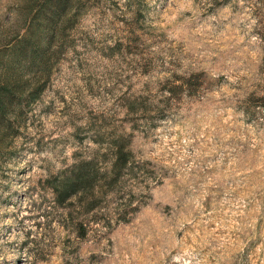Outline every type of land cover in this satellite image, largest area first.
<instances>
[{
    "label": "clouds",
    "instance_id": "1",
    "mask_svg": "<svg viewBox=\"0 0 264 264\" xmlns=\"http://www.w3.org/2000/svg\"><path fill=\"white\" fill-rule=\"evenodd\" d=\"M20 3L0 193L42 214L0 206V264H264V0ZM253 125L258 146L219 135Z\"/></svg>",
    "mask_w": 264,
    "mask_h": 264
},
{
    "label": "rangeland",
    "instance_id": "2",
    "mask_svg": "<svg viewBox=\"0 0 264 264\" xmlns=\"http://www.w3.org/2000/svg\"><path fill=\"white\" fill-rule=\"evenodd\" d=\"M19 3L20 0H0V26L4 25V23L9 20V17L12 14L13 10L18 9ZM185 15H191V12L185 10ZM229 43H230L229 40H223V39L221 40V45H225ZM238 54L241 55L242 58V56L246 53L243 54L238 53ZM25 119H26L25 113L22 112V121ZM248 123L250 122L245 121V125H247ZM257 133H258V129L256 128L255 125H253L251 128L240 129L239 132L237 131L236 126H222L219 135L223 138L225 144H228L235 135L239 134L240 136H242V140L238 142L247 143L248 145L256 144L258 146L260 138ZM19 135H21L20 130L17 133V136ZM213 138L215 139V137ZM226 150L227 149H221V151H226ZM21 151H23V145H21L20 148H12V152L10 153L8 152V155L10 157H16L19 156ZM233 155L235 156L236 153H233ZM215 158L218 157H214V159ZM250 163H251L250 158H240L236 160L233 167H235L238 171H240L241 175H248L249 173H247L245 169L246 167L250 166ZM227 165H228V158L225 157L221 161L220 167L224 168ZM21 172H23V169H21ZM3 179L11 183V179L14 178H10L9 176H4ZM237 179H239V177H237ZM3 188L5 191H7L8 184H4ZM25 191H27V189ZM241 195L246 196L247 194L241 191ZM28 199L29 198L24 196L22 193L18 197L16 192H12L11 195L9 196H4L3 193H0V206L12 207L14 209L12 214L16 215L17 213H19L20 215L23 216L24 220L36 219L37 216L41 215L42 213L40 212L39 209L35 208L34 205L32 207H29L26 203ZM5 216H7V213H5ZM35 226L37 228L40 227L38 219H36ZM256 264H260V262L257 260Z\"/></svg>",
    "mask_w": 264,
    "mask_h": 264
},
{
    "label": "trees",
    "instance_id": "3",
    "mask_svg": "<svg viewBox=\"0 0 264 264\" xmlns=\"http://www.w3.org/2000/svg\"><path fill=\"white\" fill-rule=\"evenodd\" d=\"M58 7V5H56ZM21 7V3H19V7ZM6 90L0 91V143H4L7 140V144L11 145L12 141L7 138L9 135L17 136L18 131L20 130L18 127H14V121L8 119V112L12 109V105L16 100V97L11 94H5ZM22 112L19 113L18 122L22 121ZM12 152V148H10L9 153Z\"/></svg>",
    "mask_w": 264,
    "mask_h": 264
}]
</instances>
